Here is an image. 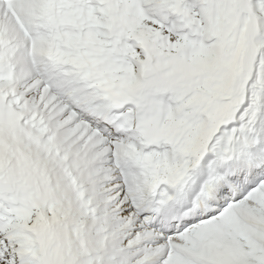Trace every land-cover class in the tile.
Listing matches in <instances>:
<instances>
[{
  "label": "snow or ice",
  "instance_id": "obj_1",
  "mask_svg": "<svg viewBox=\"0 0 264 264\" xmlns=\"http://www.w3.org/2000/svg\"><path fill=\"white\" fill-rule=\"evenodd\" d=\"M0 264H264V0H0Z\"/></svg>",
  "mask_w": 264,
  "mask_h": 264
}]
</instances>
